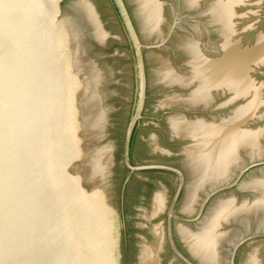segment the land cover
Wrapping results in <instances>:
<instances>
[{
    "label": "water",
    "instance_id": "obj_1",
    "mask_svg": "<svg viewBox=\"0 0 264 264\" xmlns=\"http://www.w3.org/2000/svg\"><path fill=\"white\" fill-rule=\"evenodd\" d=\"M0 264H264V0H218L110 115L1 199Z\"/></svg>",
    "mask_w": 264,
    "mask_h": 264
},
{
    "label": "trees",
    "instance_id": "obj_2",
    "mask_svg": "<svg viewBox=\"0 0 264 264\" xmlns=\"http://www.w3.org/2000/svg\"><path fill=\"white\" fill-rule=\"evenodd\" d=\"M138 130H139V129H138L137 127H135V129H134V131H133V135H132V140H131L130 158H131V162H132L133 164H136V163H134V161H133L132 151H133L134 141H135L136 134H137ZM125 171H126V176H125L124 180L126 179V177H127V175H128V172H129L128 169H127L126 167H125ZM132 177H133V175L131 176L130 180L132 179Z\"/></svg>",
    "mask_w": 264,
    "mask_h": 264
},
{
    "label": "flooded vegetation",
    "instance_id": "obj_3",
    "mask_svg": "<svg viewBox=\"0 0 264 264\" xmlns=\"http://www.w3.org/2000/svg\"><path fill=\"white\" fill-rule=\"evenodd\" d=\"M141 125V124H140ZM140 125L138 124L136 127L138 128V129H140ZM133 161H134V159H133ZM134 163H135V161H134ZM134 175V174H133ZM173 175H175V174H173ZM176 176V175H175ZM176 240V239H175ZM176 244H177V242H176ZM177 246H178V244H177ZM178 248H179V246H178ZM170 249V248H169ZM180 249V248H179ZM171 251V250H170ZM172 252V251H171ZM174 255V254H173Z\"/></svg>",
    "mask_w": 264,
    "mask_h": 264
}]
</instances>
